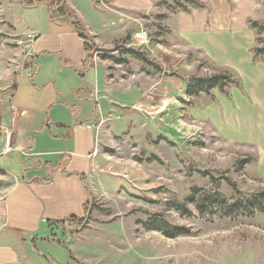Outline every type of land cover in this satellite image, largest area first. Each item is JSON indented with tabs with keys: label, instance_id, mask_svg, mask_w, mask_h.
I'll return each mask as SVG.
<instances>
[{
	"label": "rangeland",
	"instance_id": "1",
	"mask_svg": "<svg viewBox=\"0 0 264 264\" xmlns=\"http://www.w3.org/2000/svg\"><path fill=\"white\" fill-rule=\"evenodd\" d=\"M151 1L146 12L119 11L103 2V13L87 15L95 29L84 30L99 72L91 94L96 103L91 206L84 226L73 235L75 226L61 229L57 242L43 245L42 257L50 264H264V214L247 210L228 217L220 207L198 208L197 197L206 195L246 208L264 193V159L242 138L246 113L233 91L247 96L244 79L189 43L179 20L227 7L237 15L236 28L228 30L236 32L248 13L254 55L264 50V0H241L245 7L240 0ZM47 21L45 6L30 10L19 0H0V153L10 132L12 94L30 62L36 37L31 29L49 24L57 31ZM219 22L223 25L222 18ZM241 59L237 54L232 61ZM251 64L264 65L255 56ZM225 74L240 86L227 95L188 96L189 80ZM17 164L16 158L0 157L3 170L15 172ZM2 169L0 209L16 184ZM158 223L185 234L169 239L152 230Z\"/></svg>",
	"mask_w": 264,
	"mask_h": 264
},
{
	"label": "crops",
	"instance_id": "2",
	"mask_svg": "<svg viewBox=\"0 0 264 264\" xmlns=\"http://www.w3.org/2000/svg\"><path fill=\"white\" fill-rule=\"evenodd\" d=\"M103 2L130 13L146 12L153 7L151 0H66L86 31L95 29L93 16L87 15L103 13ZM40 6L48 12L46 4L36 9ZM241 6L236 8L238 13ZM213 8L211 15H181V32L194 47L239 71L247 96L234 90L233 98L246 113L243 111V121H239L244 130L242 138L256 146L264 159V73H257L264 70V65L253 68L251 64L254 34L246 25L248 13L234 32L228 29L236 28L233 21L237 22V15L227 7H222L220 13L217 6ZM70 23L66 18H55L50 24L57 31L49 24L31 29L36 37L30 45V62L18 77L12 94L8 124L14 152L4 158H16L18 164L16 169L14 166L15 172L0 168L16 178L0 209V264H50L42 257L43 245L51 240L57 242L61 229L76 226L88 215L96 149L92 126L96 103L91 94L99 72L93 59L88 61L84 40ZM237 54L242 59L234 63ZM86 65L88 69L84 71Z\"/></svg>",
	"mask_w": 264,
	"mask_h": 264
},
{
	"label": "trees",
	"instance_id": "3",
	"mask_svg": "<svg viewBox=\"0 0 264 264\" xmlns=\"http://www.w3.org/2000/svg\"><path fill=\"white\" fill-rule=\"evenodd\" d=\"M20 4L26 8V9H36L37 6L40 4H46L48 7V14H49V20L50 22L54 21L55 18H66L68 19L71 23V26L73 29L80 35V37L84 40V45H85V50L87 53V59L91 63L92 62V55L93 52L95 51V47L91 45V38L89 35L85 32L84 27L82 26L78 16L70 10L68 7L66 0H19ZM187 13H190L189 11H184ZM256 33V36L259 35L257 30L253 29ZM132 52V51H130ZM137 56V58L141 60H145L144 57H139L135 52H132ZM254 56H255V61H259L264 63V50L263 49H255L254 50ZM232 76H226L225 75H220L217 77H213L211 79H191L187 83V94L191 98H200L201 96H208L211 97L213 96L212 93L214 91L220 92L222 95H227L228 94V89L231 88L232 86L234 87H239L240 85L238 82L235 80ZM198 192V191H197ZM196 195V192L194 196ZM206 195V194H205ZM217 197V196H216ZM198 201L200 202L198 205V208L203 211L204 208L212 209L213 207H220L222 211L225 213V215L233 216L236 213H241L244 211L249 210L250 213L257 211L261 214H264V193L255 197L254 200L251 199L248 201V206L244 208L242 205H227L224 204L223 201H221L218 198H213L212 196H205V197H197ZM214 199L216 202H214ZM90 206L87 207V213L90 211ZM179 212H184L186 213L187 211L185 209H178ZM204 212V211H203ZM202 212V213H203ZM78 222V221H77ZM84 220L79 221L76 224V228L72 232V235L75 234L76 232L79 231L84 226ZM64 224V223H63ZM63 226V225H62ZM153 231L160 232L163 235H165L169 239H176L178 237L184 236L185 233H183V229L179 228H173L171 226H168L167 224L164 223H158L156 224L153 229ZM71 235V233H70ZM74 263H78L75 260H73Z\"/></svg>",
	"mask_w": 264,
	"mask_h": 264
},
{
	"label": "built area",
	"instance_id": "4",
	"mask_svg": "<svg viewBox=\"0 0 264 264\" xmlns=\"http://www.w3.org/2000/svg\"><path fill=\"white\" fill-rule=\"evenodd\" d=\"M145 37V36H143ZM141 37V40H143L141 43H145V39ZM3 151L0 153V157H6L11 155L14 152V147H13V136L10 132L6 134L4 137L3 141ZM2 228V227H0Z\"/></svg>",
	"mask_w": 264,
	"mask_h": 264
}]
</instances>
